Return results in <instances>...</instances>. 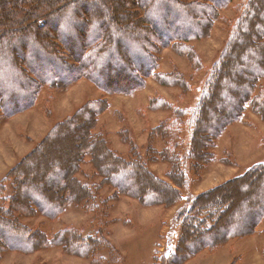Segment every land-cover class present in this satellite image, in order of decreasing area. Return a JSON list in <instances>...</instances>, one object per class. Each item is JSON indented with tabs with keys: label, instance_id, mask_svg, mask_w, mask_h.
<instances>
[{
	"label": "trees",
	"instance_id": "obj_1",
	"mask_svg": "<svg viewBox=\"0 0 264 264\" xmlns=\"http://www.w3.org/2000/svg\"><path fill=\"white\" fill-rule=\"evenodd\" d=\"M232 1L0 0V122L32 109L42 90L64 92L83 79L110 95L133 94L149 78L192 90L186 79L158 72V55L171 48L186 56L196 76L204 72L192 43L210 35L215 19ZM234 10L230 36L207 68L194 104L182 107L162 98L150 102L151 108L170 111L151 130L153 138L159 135L167 142L164 151L148 148L146 159L132 144L127 157L111 149L105 135L94 132L110 106L108 99L99 98L54 124L5 174L0 182V261L10 250L29 254L49 246L94 257L108 249L103 237L84 236L70 227L48 236L30 229L21 217L56 220L70 204L93 203L95 192L106 186L115 189L108 201L125 195L146 206H173L189 186L188 169L199 175L213 161L215 155L208 151L229 125L248 108L264 120V0H242ZM175 131L189 136L181 155L171 137ZM180 137L176 142L183 143L185 137ZM154 154L168 162L167 179L151 171L148 162L158 160L151 158ZM87 157L93 176L100 179L95 190L79 177ZM183 209L177 215L174 258H164L162 264H183L203 249L213 251L255 234L264 222V162L197 195ZM111 246L117 264H124L123 254Z\"/></svg>",
	"mask_w": 264,
	"mask_h": 264
},
{
	"label": "rangeland",
	"instance_id": "obj_2",
	"mask_svg": "<svg viewBox=\"0 0 264 264\" xmlns=\"http://www.w3.org/2000/svg\"><path fill=\"white\" fill-rule=\"evenodd\" d=\"M241 2L242 0H233L215 19L210 35L193 41L192 44L206 68L204 72L196 76L186 56L179 55L171 48L160 51L158 72L186 79L192 90L162 86L153 78L145 80L146 87L133 94L110 95L84 79L64 92L48 95L46 89L42 90L32 109L0 122V182L21 158L42 141L54 124L72 115L87 102L99 98L108 99L110 106L100 115L94 132L105 135L111 149L127 157L132 144L146 159L148 148L151 151H164L167 142L159 135L153 138L151 130L165 121L170 116V111L151 108V100L162 98L165 102L182 107L194 104L199 96L198 89L202 88L205 80L207 68L218 59L230 36L237 15L234 8ZM239 65L243 66L244 61ZM227 84V81L224 82V86ZM261 85L264 88V80ZM7 86L8 89L13 87ZM252 112L248 108L241 120L229 125L216 138L213 148L208 151L215 157L204 165L199 175L188 169L189 186L181 189L183 199L173 206H146L138 199L125 195L108 201L115 189L106 186L100 192H95L97 198L93 203L80 206L70 204L56 220L40 215L20 219L30 229L45 232L48 236L70 227L78 229L84 236L103 237L108 242L107 250H100L94 257L69 255L58 246H49L29 254L10 250L2 254L0 264H117L119 257L114 254L112 244L123 254L124 264H162L161 260L167 257L173 260L179 237L176 221L180 210L190 206L191 200L197 195L264 162V120ZM179 127L183 126L180 124ZM177 132L171 135L172 141L180 147H187L188 133ZM181 135L185 137L183 143L176 142L181 139ZM182 151L183 147L177 153L181 155ZM151 158L158 159L148 162L151 171L160 178L167 179L168 162L157 154ZM86 159L87 163L82 166L83 172L79 177L85 183H90L95 190L100 179L93 176L94 169L89 164V158ZM263 231L264 222L259 225L255 234L232 239L213 251L203 249L183 264H264Z\"/></svg>",
	"mask_w": 264,
	"mask_h": 264
},
{
	"label": "crops",
	"instance_id": "obj_3",
	"mask_svg": "<svg viewBox=\"0 0 264 264\" xmlns=\"http://www.w3.org/2000/svg\"><path fill=\"white\" fill-rule=\"evenodd\" d=\"M81 81H84V80H81Z\"/></svg>",
	"mask_w": 264,
	"mask_h": 264
}]
</instances>
